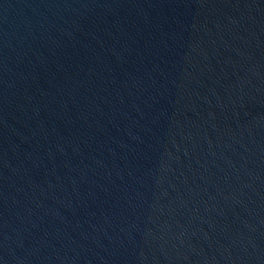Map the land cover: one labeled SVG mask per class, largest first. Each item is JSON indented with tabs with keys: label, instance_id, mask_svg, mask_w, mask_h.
<instances>
[{
	"label": "water",
	"instance_id": "obj_1",
	"mask_svg": "<svg viewBox=\"0 0 264 264\" xmlns=\"http://www.w3.org/2000/svg\"><path fill=\"white\" fill-rule=\"evenodd\" d=\"M0 264H264V0H0Z\"/></svg>",
	"mask_w": 264,
	"mask_h": 264
}]
</instances>
